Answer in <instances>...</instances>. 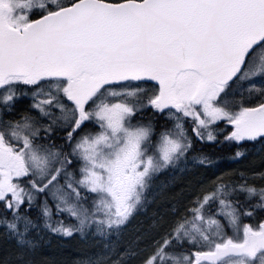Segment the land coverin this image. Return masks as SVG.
Wrapping results in <instances>:
<instances>
[{"label":"snow or ice","instance_id":"obj_1","mask_svg":"<svg viewBox=\"0 0 264 264\" xmlns=\"http://www.w3.org/2000/svg\"><path fill=\"white\" fill-rule=\"evenodd\" d=\"M0 264H264V0H0Z\"/></svg>","mask_w":264,"mask_h":264}]
</instances>
